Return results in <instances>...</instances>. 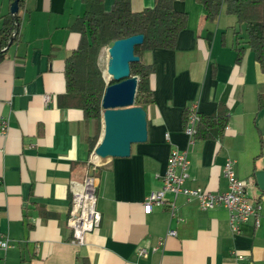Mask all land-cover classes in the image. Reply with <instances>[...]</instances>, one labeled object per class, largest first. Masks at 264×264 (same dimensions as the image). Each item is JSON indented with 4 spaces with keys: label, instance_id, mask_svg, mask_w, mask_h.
Segmentation results:
<instances>
[{
    "label": "crops",
    "instance_id": "1",
    "mask_svg": "<svg viewBox=\"0 0 264 264\" xmlns=\"http://www.w3.org/2000/svg\"><path fill=\"white\" fill-rule=\"evenodd\" d=\"M173 1L176 10L189 14L177 47L142 56L156 67L154 102L146 108L148 140L133 144L129 157L98 162L96 206L102 218L83 244L73 241L67 221L73 192L91 168L87 135L94 125L80 108L65 106L64 77L66 59L80 41L71 27L86 5L25 0L19 9L18 38L0 60V121L8 122L7 132L0 133V240L10 241L7 249L0 247V264H235L234 252L264 264V73L246 44L244 25L238 41L245 56L236 62L239 28L225 6L210 22L197 0ZM113 3L105 0L106 10ZM154 4L131 0L134 11ZM11 5L0 0V28ZM220 104L229 113L223 138L190 143L185 110L196 105L198 113L211 115ZM174 147L189 154L186 185L212 192L228 189L222 169L228 158L235 159L238 176L261 203L260 225L247 222L234 234L227 209L202 210L184 196L175 200L173 217L171 193L146 213L144 200L162 186ZM41 205L56 216L41 215ZM160 239L163 247L153 251ZM141 247L149 248L147 256L138 254Z\"/></svg>",
    "mask_w": 264,
    "mask_h": 264
},
{
    "label": "trees",
    "instance_id": "2",
    "mask_svg": "<svg viewBox=\"0 0 264 264\" xmlns=\"http://www.w3.org/2000/svg\"><path fill=\"white\" fill-rule=\"evenodd\" d=\"M11 4L15 0H10ZM86 9L72 25L71 30L78 33L80 41L76 49L66 59L65 106L82 110L85 118L93 122L94 132L87 135L90 152L97 145L102 128V98L107 88L103 70L99 65L101 50L111 41L135 34H144L142 44L136 45L135 54L139 61L131 63V74L139 77L136 105L147 106L154 102L151 89V74L155 73L153 63H145L142 56L154 49L173 50L177 47L179 36L188 26L189 14L178 11L173 0H155L152 7L134 11L131 0H114L110 10H106L105 0H83ZM205 9L206 21L213 22L220 16L223 6L226 13L237 18L236 62L241 63L245 56V46L238 41L242 25L247 34L246 44L255 55L256 61L264 73V0H197ZM25 0L19 1L20 9ZM21 19L19 13L14 18L12 13L3 17L0 28V60L8 53L10 39L17 40ZM109 79V75L106 74ZM111 80L110 84L115 83ZM264 106L260 99L259 107ZM188 108L184 112V124ZM229 123L228 109L220 104L216 113L205 115L199 113L195 140L223 138ZM100 168V167H98ZM43 208V209H42ZM44 217L56 216L54 212L40 207Z\"/></svg>",
    "mask_w": 264,
    "mask_h": 264
},
{
    "label": "built area",
    "instance_id": "3",
    "mask_svg": "<svg viewBox=\"0 0 264 264\" xmlns=\"http://www.w3.org/2000/svg\"><path fill=\"white\" fill-rule=\"evenodd\" d=\"M47 103H50L52 96H45ZM199 122V113L197 106L191 105L188 107V114L185 123V132L190 138V143L195 141L197 124ZM8 122L6 119L0 121V133L7 132ZM166 137L169 139V135ZM166 170L163 177L162 186L152 191L144 200V208L146 213H150L155 205L166 203L168 193L174 195V199L170 202L171 213L176 215V199L179 196H184L187 201H196L202 210H210L222 206L229 212L230 225L234 234H241L242 224L253 221L255 226L260 225L261 203L252 197L249 189V182L238 176L236 171L237 161L233 158H228L223 166V175L228 180V189L224 192H212L203 188H192L186 185L190 177V159L187 150L174 147L171 149L169 157H167ZM96 158H92L91 166H98ZM84 182L73 192L71 200L70 216L67 224L73 233V241L78 244H83L85 235L95 229H98L101 223V213L98 211L97 203V176L92 174L91 168L85 174ZM175 229H170L168 234L176 235ZM9 239H1L0 247L7 249L10 246ZM157 245L151 249L158 251L164 245V240L157 241ZM149 253L148 247L138 249L140 256H147ZM235 264H253L247 254L234 252Z\"/></svg>",
    "mask_w": 264,
    "mask_h": 264
},
{
    "label": "water",
    "instance_id": "4",
    "mask_svg": "<svg viewBox=\"0 0 264 264\" xmlns=\"http://www.w3.org/2000/svg\"><path fill=\"white\" fill-rule=\"evenodd\" d=\"M19 1L11 5V13L17 18ZM144 34H135L111 41L106 47L108 52L107 72H103L107 88L102 98V132L92 153L98 158H124L131 155L135 143L148 140L147 111L136 105L139 77L131 74V63L140 60L135 54V46L142 44ZM10 39L9 46L13 43ZM8 46V47H9ZM111 80L115 83L110 84ZM92 174L98 167L92 165Z\"/></svg>",
    "mask_w": 264,
    "mask_h": 264
},
{
    "label": "rangeland",
    "instance_id": "5",
    "mask_svg": "<svg viewBox=\"0 0 264 264\" xmlns=\"http://www.w3.org/2000/svg\"><path fill=\"white\" fill-rule=\"evenodd\" d=\"M104 53H105V48H103L101 50V53H100V57H99V65L101 66L103 72L105 71L106 74H108L107 72V63L105 61V58H103L104 56ZM109 75V74H108ZM110 78V75L108 76ZM102 129V128H101ZM102 131V130H101ZM101 136V135H100ZM84 182V180H82Z\"/></svg>",
    "mask_w": 264,
    "mask_h": 264
},
{
    "label": "bare ground",
    "instance_id": "6",
    "mask_svg": "<svg viewBox=\"0 0 264 264\" xmlns=\"http://www.w3.org/2000/svg\"><path fill=\"white\" fill-rule=\"evenodd\" d=\"M103 56H104L103 58H105V61L107 62L108 61V52L106 49H105V53ZM105 160H107V159L106 158H98L95 161L100 162V161H105Z\"/></svg>",
    "mask_w": 264,
    "mask_h": 264
}]
</instances>
